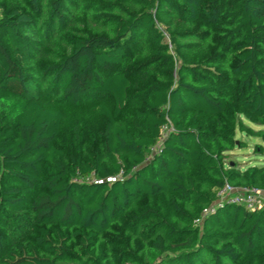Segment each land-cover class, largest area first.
Masks as SVG:
<instances>
[{
	"label": "trees",
	"instance_id": "16d2710c",
	"mask_svg": "<svg viewBox=\"0 0 264 264\" xmlns=\"http://www.w3.org/2000/svg\"><path fill=\"white\" fill-rule=\"evenodd\" d=\"M165 15L178 67L146 53ZM0 90V264H264V210L201 215L226 182L264 190L226 162L243 117L264 126V0H0Z\"/></svg>",
	"mask_w": 264,
	"mask_h": 264
},
{
	"label": "rangeland",
	"instance_id": "374dc122",
	"mask_svg": "<svg viewBox=\"0 0 264 264\" xmlns=\"http://www.w3.org/2000/svg\"><path fill=\"white\" fill-rule=\"evenodd\" d=\"M162 19V21L156 22V27L154 29L145 34L144 44H146V53L147 55L158 59V50L166 49V54L171 55L175 58V60L177 61L176 67H178L182 62V58L179 57V55L175 51L176 48L172 43L168 28L170 27L176 30H183L185 28L184 21L181 18H176L168 15L162 16ZM157 37H161V41L158 44L154 42ZM141 84L142 83L139 84L141 89L137 91L135 90L133 92V94H136L133 97V102L138 105L142 104L144 98H146L144 94H146L147 89H145L146 87L142 86ZM5 96L6 94L0 90V98ZM112 103L113 102L110 98L99 95L95 98L94 103L87 107L89 110H93V105L107 104L108 106H112ZM77 121L80 122L82 139H86L87 137L91 136L93 133V129L96 128L100 122L96 117L94 111L87 113L86 108H84L83 111L81 110V113L77 115L70 111L66 112L60 136V146L64 148L67 155L76 154L75 148L77 144L74 140L75 136L73 126ZM241 122L242 127L237 131L235 135L237 144L236 149L230 153L231 155L229 159L226 160V162H231V165L237 166V170L245 172L264 166V126H259L251 123L244 117L241 119ZM80 182L92 183L96 181L95 179L90 178L86 180L80 179ZM12 226L13 225L10 226V232L16 235H20L23 232V235H26L28 237L32 230V227L30 225L26 228L21 229H19V227H15L13 229ZM118 238L114 240L115 245L119 244ZM77 248L78 246L75 250L79 252V249ZM120 256L122 255L119 252L118 261L120 262V264H132L128 260V258L124 259L123 263H121ZM137 262L138 264H142L141 257Z\"/></svg>",
	"mask_w": 264,
	"mask_h": 264
},
{
	"label": "built area",
	"instance_id": "2783aa9c",
	"mask_svg": "<svg viewBox=\"0 0 264 264\" xmlns=\"http://www.w3.org/2000/svg\"><path fill=\"white\" fill-rule=\"evenodd\" d=\"M162 132L165 136V131ZM109 182L115 181V179H108ZM225 205L242 206L250 211H262L264 210V190L259 188H238L228 182L225 183L217 192V200L212 203L211 206L205 208L201 213L202 218L209 214H214L219 208ZM201 220L195 221L200 225Z\"/></svg>",
	"mask_w": 264,
	"mask_h": 264
}]
</instances>
